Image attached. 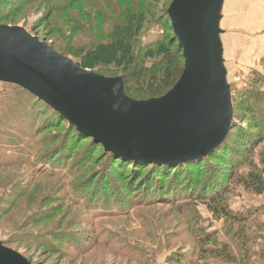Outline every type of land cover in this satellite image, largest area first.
I'll return each instance as SVG.
<instances>
[{"label":"rangeland","instance_id":"1","mask_svg":"<svg viewBox=\"0 0 264 264\" xmlns=\"http://www.w3.org/2000/svg\"><path fill=\"white\" fill-rule=\"evenodd\" d=\"M85 7L98 13L85 1L73 10V17L85 21L79 14ZM48 12L44 3L35 2L15 14L16 24L3 25L24 27L51 45L54 17L63 21L68 15L50 16ZM222 16L233 124L247 131L250 113L242 110L248 101L241 93L264 91L262 84L253 81L255 72L264 76V0H226ZM64 24L73 27L66 20ZM70 26L66 36L53 37L59 45H69L68 58L81 60L89 46L101 40L102 28L88 26L84 32L80 22L73 27L80 32L71 35ZM109 27L105 23L106 35L112 33ZM143 34L144 43H150L161 32ZM236 113L244 118L236 119ZM47 123L30 99L0 82V243L7 248L32 264H264V192L259 194L256 187L240 181L256 173L264 182V142L248 145V156L229 174L221 193L222 205L232 215L226 218L215 215L195 192L172 201L150 194L145 197L136 190L129 204L121 201L109 207L99 206L94 198L84 200L92 194L85 180L94 174L101 157L94 156L88 167L70 169L79 166L86 154L87 144L78 147L86 140L80 139L73 157L61 159L64 163L57 160L62 171L48 176L46 167L54 171L58 162L45 166L42 159L63 147L65 140L60 135L67 129L45 128ZM124 197L127 201L128 196ZM175 257L183 260L170 262Z\"/></svg>","mask_w":264,"mask_h":264},{"label":"water","instance_id":"2","mask_svg":"<svg viewBox=\"0 0 264 264\" xmlns=\"http://www.w3.org/2000/svg\"><path fill=\"white\" fill-rule=\"evenodd\" d=\"M225 2L172 1L168 13L185 67L161 98L132 100L122 77L84 69L26 28L3 24L0 82L23 88L117 157L155 164L202 159L226 141L234 120L221 39ZM0 264L32 263L0 243Z\"/></svg>","mask_w":264,"mask_h":264},{"label":"trees","instance_id":"3","mask_svg":"<svg viewBox=\"0 0 264 264\" xmlns=\"http://www.w3.org/2000/svg\"><path fill=\"white\" fill-rule=\"evenodd\" d=\"M85 1L95 7L98 13L89 11L85 7L79 11V14L86 23H89L87 25L91 29L92 26L96 29L102 28L100 29L101 40H95L82 55L81 60H72L80 63L82 68L106 77H122L126 96L135 101L161 98L172 90L182 76L185 67L183 51L179 47V40L175 36L168 13L173 0H2L0 24H16L18 18L15 16L19 14L18 12L32 3L42 2L50 16L63 15L66 17L68 15L64 17V20L71 23L73 27L80 22L85 26V21L75 19L72 13ZM93 14L96 15L89 16ZM49 15L46 20H50ZM64 20L54 17L53 29L49 36L54 38L51 45L55 50L70 57L67 53L69 45L63 47L58 44L56 37H53L58 34L66 36L67 26L70 25L65 26ZM105 23L110 25L109 29L112 28L111 35H106ZM84 26H82V31L85 32L89 27ZM73 27L68 28L71 35L74 32H80L79 29L76 30ZM150 30H159L161 34L157 35L154 42L144 43L146 34H141ZM262 66L264 68V58ZM253 77L255 83L264 86L262 74L255 72ZM8 85L15 87L21 96H26L33 102L41 117L43 115L48 122L45 128L49 125V127L64 126L67 129L60 135V139L65 140L63 147L59 146L56 153L51 152L42 159L45 166L58 161L64 163L70 156L73 157V150L80 139L86 140V143L81 142L78 147L87 144L88 148L83 156V162L79 166L73 167L72 165L70 169L78 170L84 164L88 167L94 156H98L99 159L101 157L99 166L92 170L94 174H88L90 179L85 180V183H89L87 184L88 189L92 191V194L87 197L84 195V198L86 197L84 200L89 201L90 198L92 200L94 198L99 206L103 204L102 207H109L121 201L129 204L131 202L129 199L132 198L130 196L136 190L145 197L150 194L160 197L161 200L170 199L172 201L177 198L184 199L195 192L199 198L205 199V204L212 209L215 215L229 218L232 215L226 205H222L223 195L221 196L222 191H225V184L231 178L229 174L248 156V151H246L248 145L264 142L263 90L252 89L241 93L248 101L245 109L242 110L250 113L247 131L234 123L226 141L207 157L183 163L155 164L135 159L127 160L106 152L100 143L80 133L74 125L50 106L17 85ZM236 104L235 101V106ZM242 115V113L240 115L236 113V119L237 117L243 119ZM94 149H96L95 152ZM61 159L66 161L63 162ZM61 167V163L58 162L54 171L47 167L45 171L49 173L48 176H51L56 172L60 173ZM99 167L102 169L98 172ZM38 172L41 173L39 170ZM240 181L247 187H256L259 194L264 192V182L259 174L251 173L248 177H240ZM124 195L128 196L127 201ZM138 197L141 199L139 195ZM65 240L71 243L69 239ZM81 246L77 249L82 250ZM181 260H183L182 257L180 259L175 257L170 259V262L177 263Z\"/></svg>","mask_w":264,"mask_h":264},{"label":"crops","instance_id":"4","mask_svg":"<svg viewBox=\"0 0 264 264\" xmlns=\"http://www.w3.org/2000/svg\"><path fill=\"white\" fill-rule=\"evenodd\" d=\"M221 39H222V37H221ZM222 43H223V48H224V59H225V54L227 52V48H226V43L223 41V39H222ZM225 65H226V60H225ZM226 69H227V67H226Z\"/></svg>","mask_w":264,"mask_h":264}]
</instances>
